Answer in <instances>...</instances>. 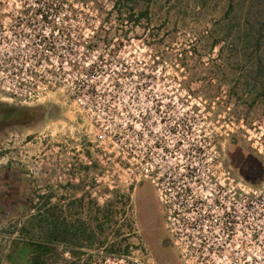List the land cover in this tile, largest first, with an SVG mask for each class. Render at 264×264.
Returning a JSON list of instances; mask_svg holds the SVG:
<instances>
[{
	"label": "rangeland",
	"instance_id": "374dc122",
	"mask_svg": "<svg viewBox=\"0 0 264 264\" xmlns=\"http://www.w3.org/2000/svg\"><path fill=\"white\" fill-rule=\"evenodd\" d=\"M115 1L0 0V27L15 16L43 14L40 30L77 32L76 49L67 52L74 60L72 79L29 104L0 95V155L9 153L15 168L23 164L29 190L26 206L10 221L8 264H30L25 244L44 239L32 226L40 215L60 229L83 230L55 241L46 264H181L170 243L160 245L167 235L165 212L154 182L135 191L134 165L126 163L133 156L132 115L117 116L116 127L106 116L96 125L68 93L184 95L173 109L199 111L191 121L214 137L225 161L231 156L234 173L264 186V35L258 46L244 44V32L258 35L264 27V0ZM55 159L62 164L60 179ZM123 198L131 205L137 199L148 222L152 210L157 215L144 247L132 232L138 229L124 226Z\"/></svg>",
	"mask_w": 264,
	"mask_h": 264
},
{
	"label": "built area",
	"instance_id": "2783aa9c",
	"mask_svg": "<svg viewBox=\"0 0 264 264\" xmlns=\"http://www.w3.org/2000/svg\"><path fill=\"white\" fill-rule=\"evenodd\" d=\"M46 17L19 15L0 27V95L33 103L71 77L67 52L76 49L77 32L40 30ZM67 97L99 126L105 116L116 127L117 116L132 115L133 156L126 163L134 165L136 182H154L166 237L181 264H264V186L253 187L227 168L214 137L190 119L199 111L173 109L184 95L75 91ZM189 136L197 137L194 143ZM52 161L60 179L61 161Z\"/></svg>",
	"mask_w": 264,
	"mask_h": 264
},
{
	"label": "crops",
	"instance_id": "0c3cea01",
	"mask_svg": "<svg viewBox=\"0 0 264 264\" xmlns=\"http://www.w3.org/2000/svg\"><path fill=\"white\" fill-rule=\"evenodd\" d=\"M16 164L9 153L0 155V264H8L6 258L12 253L10 221L14 213L22 212L28 198V175L23 164L19 169ZM26 259L29 260L28 253Z\"/></svg>",
	"mask_w": 264,
	"mask_h": 264
},
{
	"label": "trees",
	"instance_id": "16d2710c",
	"mask_svg": "<svg viewBox=\"0 0 264 264\" xmlns=\"http://www.w3.org/2000/svg\"><path fill=\"white\" fill-rule=\"evenodd\" d=\"M118 1H115V5H118ZM230 9L232 8V6H229ZM129 17H132V14L129 13ZM140 17H143V15H145V12H139L138 14ZM250 27H252V24H248ZM246 27V26H245ZM248 27V26H247ZM258 31V35H254L252 32H244V38H245V43L244 44H250L253 43V45L258 46L263 35H264V27L260 26ZM34 221L32 223V226L38 230V231H42L44 236H43V240L42 241H34V240H29V242H27L25 245H28V250L32 251L31 252V259L29 258L28 262L30 264H46L44 257L46 255H48L51 250H52V244L55 241H65L67 240V235H71L74 236V234L76 235L75 232H82L83 230L80 229V227H77V229L75 231H70L68 229L67 226L64 227V229H60L59 226H57V224H55L54 222H50L48 220V217L45 215H40L38 217H34ZM166 243L169 244V240L167 239V237L165 238ZM17 243H14V247H16L15 251H20L21 246L17 247ZM171 245V244H170ZM28 253V251L26 252Z\"/></svg>",
	"mask_w": 264,
	"mask_h": 264
},
{
	"label": "flooded vegetation",
	"instance_id": "af4514ba",
	"mask_svg": "<svg viewBox=\"0 0 264 264\" xmlns=\"http://www.w3.org/2000/svg\"><path fill=\"white\" fill-rule=\"evenodd\" d=\"M222 159H223L225 165L227 166V168H229L231 171L234 172L233 160L231 159V156L229 157L227 155L226 159L228 160V162L225 161L224 157ZM146 181L147 180L139 181L136 185L137 187H135V191L138 190L144 183H147ZM150 186H151L152 192H153V194H154V196H155V198H156V200L160 206L161 215H163L165 206L162 203L160 197L158 196V191H157L156 187L154 185H150ZM131 202H132L131 200H128V203H126L125 198H123V200H122V214H123L122 221L124 223V226H126V223H127V226H128L127 230L132 229L134 226L138 229L137 231L132 230V232H136L138 235L141 236V238H140L141 244L144 247L145 241L148 239V237H150V234L153 231L154 224L156 225L155 219H156L157 215H156L155 211L152 210L151 212L153 214V218L154 217L155 218H154V220H152L151 219L152 215H151L150 218L148 217V219L150 221V222H148L147 219L145 218V214H143L144 212H142L140 206L138 205L137 199L133 205H131ZM128 212H131L134 215V216H132L131 220L125 218V217H127ZM166 244L167 243H166L165 238L161 239V241H160L161 247L165 248ZM136 245H138V244H136Z\"/></svg>",
	"mask_w": 264,
	"mask_h": 264
}]
</instances>
